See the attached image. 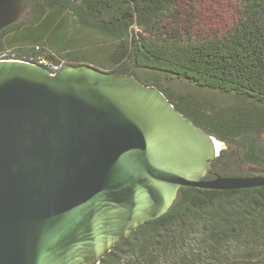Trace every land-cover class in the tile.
Listing matches in <instances>:
<instances>
[{
  "label": "water",
  "instance_id": "obj_1",
  "mask_svg": "<svg viewBox=\"0 0 264 264\" xmlns=\"http://www.w3.org/2000/svg\"><path fill=\"white\" fill-rule=\"evenodd\" d=\"M24 1L0 0V31ZM218 155L132 75L0 60V264H98L181 188L264 187L262 167L207 177Z\"/></svg>",
  "mask_w": 264,
  "mask_h": 264
},
{
  "label": "trees",
  "instance_id": "obj_2",
  "mask_svg": "<svg viewBox=\"0 0 264 264\" xmlns=\"http://www.w3.org/2000/svg\"><path fill=\"white\" fill-rule=\"evenodd\" d=\"M181 1L25 0L29 23L21 26L17 21L2 29L0 51L15 46L27 52L17 57L8 50L0 53L15 60L42 55L54 63L89 65V58L81 60L59 48L70 34L69 24L97 32L112 42L106 49L108 72L132 75L156 87L194 125L235 147L228 158L224 150L219 152L207 177L246 175L241 165L264 168V137L254 135L264 132V0H238L234 25L211 37L197 35L189 20H179ZM187 1L192 8L207 0ZM135 69L231 94L262 111L255 117L241 116L237 110L211 115L174 98L156 80L138 77ZM98 264H264V187L181 188L164 215L133 231Z\"/></svg>",
  "mask_w": 264,
  "mask_h": 264
},
{
  "label": "rangeland",
  "instance_id": "obj_3",
  "mask_svg": "<svg viewBox=\"0 0 264 264\" xmlns=\"http://www.w3.org/2000/svg\"><path fill=\"white\" fill-rule=\"evenodd\" d=\"M179 20H189L192 23L190 30L197 35L205 36H221L225 34L237 20L238 0H207L202 3L192 4L190 8L187 0H182L178 3ZM29 15L23 12L21 18L18 20L19 25H27L29 23ZM73 24V23H72ZM136 30V29H135ZM70 34L66 41L61 44L59 50L72 51L75 56L81 60L83 57L89 58V65L96 66V68L106 71V49L112 45V42L100 35L97 32L83 29L73 25L68 26ZM8 50L13 56L24 55L26 52L17 50L16 47H5L1 51ZM0 51V52H1ZM131 67V63H127ZM136 75L146 81L156 80L157 85L162 89L172 94L174 98H181L188 100L189 103L195 104L197 107L203 109L208 114L215 115L218 111L237 110L240 115H248L255 117L261 113V108L251 104L249 101L239 99L231 94H220L217 91L198 88L187 81L178 80L168 75L155 74L153 75L148 70L135 69ZM254 135L264 137L263 131L254 132ZM219 142V150L225 151L226 157L234 156L235 147H229L225 143L214 138ZM244 169L250 167L249 165H241ZM198 236H194L196 239ZM194 244V243H193Z\"/></svg>",
  "mask_w": 264,
  "mask_h": 264
},
{
  "label": "built area",
  "instance_id": "obj_4",
  "mask_svg": "<svg viewBox=\"0 0 264 264\" xmlns=\"http://www.w3.org/2000/svg\"><path fill=\"white\" fill-rule=\"evenodd\" d=\"M6 55H7L6 53H0V60H15V59H12V58H7ZM30 60L33 63H36L38 65H41V66L47 68L51 72H56L59 69H61L63 66H65L63 64V61H61L59 63H54L52 61H48L45 58V56H42V55H37V57L35 59L34 58H30ZM31 61H29V62H31Z\"/></svg>",
  "mask_w": 264,
  "mask_h": 264
},
{
  "label": "bare ground",
  "instance_id": "obj_5",
  "mask_svg": "<svg viewBox=\"0 0 264 264\" xmlns=\"http://www.w3.org/2000/svg\"><path fill=\"white\" fill-rule=\"evenodd\" d=\"M214 142H215L216 150L218 151V150H219V142H217V141H215V140H214Z\"/></svg>",
  "mask_w": 264,
  "mask_h": 264
}]
</instances>
